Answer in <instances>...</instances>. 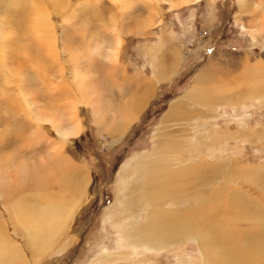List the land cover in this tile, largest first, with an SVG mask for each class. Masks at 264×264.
Returning a JSON list of instances; mask_svg holds the SVG:
<instances>
[{
    "label": "rangeland",
    "instance_id": "374dc122",
    "mask_svg": "<svg viewBox=\"0 0 264 264\" xmlns=\"http://www.w3.org/2000/svg\"><path fill=\"white\" fill-rule=\"evenodd\" d=\"M38 14L52 35L32 28ZM112 67L120 88L103 81ZM75 71L102 84L104 123H95L89 104L71 108ZM148 82L152 97L142 99ZM195 85L204 87L201 93H192ZM133 98L135 111L148 105L119 126L118 104ZM77 121V136L58 134ZM35 129L44 136L37 149L23 143ZM167 139L181 147L175 158L182 167L203 171L202 185L208 170L217 169L214 188L202 191L205 201L197 205L205 217L215 210L216 223H229L222 207L231 192L247 197V208L264 211V0H0V162L12 153L16 161L47 157L54 143H63L58 157L68 166L45 181L46 196L56 198L61 217L74 206L54 234L45 230L32 240L0 192V224L17 247L16 264H203L204 254L213 262L219 256L209 243L200 249L188 236L159 251L125 246L119 219L106 217L118 190L135 179L136 162L158 156L154 141ZM15 174L0 170V178ZM66 178L87 181L85 193H71ZM141 181L146 189L147 175ZM142 201L145 220L149 204ZM231 222L244 230L255 224ZM256 245V264H264V244Z\"/></svg>",
    "mask_w": 264,
    "mask_h": 264
},
{
    "label": "bare ground",
    "instance_id": "6f19581e",
    "mask_svg": "<svg viewBox=\"0 0 264 264\" xmlns=\"http://www.w3.org/2000/svg\"><path fill=\"white\" fill-rule=\"evenodd\" d=\"M179 1L186 4L189 1L190 5H192L193 3H198L200 0ZM244 9L247 10V8H244L243 4H240V10L244 11ZM36 19L32 28H36L40 34L51 33L52 35L46 16L38 14ZM114 70V67H112L111 71L108 70V73H105L107 78H103L104 83H106L105 81H112L114 79L115 75L112 72ZM121 86L123 85L113 80V87L120 88ZM101 87L102 84L90 83L86 76H82L77 71L74 72L73 91L75 96L74 98L73 96L70 97L71 108L76 110L75 105L78 102L89 104L91 114L95 123H98V125L100 122H105V113L102 111L103 108L100 105L101 93L99 92V88ZM145 88L146 90L143 89V98L150 96L149 91L151 92V88L153 87L151 85L149 86L147 83ZM203 88V86L195 85L192 93L199 94ZM133 104L134 102L130 99H126L123 102L121 101V103L118 104L120 111L119 126L126 125L127 122L133 120L142 109V107H140L141 109L135 111ZM74 113L72 114L73 117L75 116ZM169 115L170 113L166 117ZM166 117L165 119H167ZM17 125H15V128H17L18 132L25 128L24 125L23 127H17ZM78 129L80 130L77 121L73 124L71 129L63 131L57 130V132L60 136H67L70 134L77 135ZM42 136L43 135L35 129L25 137L23 143L37 149L40 147ZM15 137L17 138V135H15ZM154 142V146L157 147L155 154L158 156H149L148 158L142 159L140 162H136V165L134 164L133 177L135 176V179L131 184L128 182L123 184V190H118L119 196H117L114 206L112 208L109 207L110 209L107 210V218L113 219L116 217L119 219L118 222L120 221L118 224L122 229L120 234L122 243L131 248L144 246L145 250L159 251L168 248L177 237L186 238L188 236L198 241L200 249L204 248L205 243H209L211 250H214L218 254L219 257H216L212 262L203 252V264H231L230 259L233 258L238 260V257L240 258V260H238L240 264H252V262L256 264V254L258 252L254 251H259L260 248V245L258 246L256 244L258 242L264 244V241L262 242L264 234L261 232H259V234L257 232L264 227V211L262 208L256 205H253L255 208L254 210L247 208L246 203H243L247 197L240 196L239 193L231 192V194H227V202L222 207L225 209L224 216L227 215L225 218L228 217L229 223H227V221H224L223 224L216 223L217 221L214 218V216H216L215 210L211 212V215L205 217V215L197 209V205L205 201L202 191L207 192L214 188L213 183L217 174V169L210 168V171L208 170L209 174L205 177V184L202 185L199 183V179L204 178L203 171H190L188 168L182 167V165L176 161L175 155L181 148L179 145H175L168 139L164 142H160L159 140ZM62 144L58 143L56 145L54 143L51 149L53 152L52 154L50 153V155L48 154L47 157H38V159H31L29 161L25 159L16 161L14 160L15 153H12L2 158L3 160L0 162L1 175L5 176L6 172L10 170L16 171L15 176L11 179L8 177L0 178V192L3 197V203L5 205H7V203L8 205L10 204V208L16 212L14 214H16L17 222L22 224L23 228L26 227L31 229V234L29 235L32 240L37 239L45 230L50 234H54L56 230L59 229V226L62 227L74 209V206L71 204V207L69 206V214L61 217L56 206V198L53 195L46 196L45 181H47L52 174H56L60 166H68L66 160L59 161L58 154H60ZM56 156L58 157L56 160L59 165L55 162ZM143 175H147L148 186H146V189L144 188L145 184L144 187L142 186L143 180L140 182ZM210 178L213 180H210ZM75 179H77V177H75ZM66 180V188L71 193H77V195L80 194L81 196L82 192L85 191L87 187V181L82 185L73 178L72 180L71 178H66ZM196 180H198V182H196ZM18 190L20 193L17 192ZM196 190L198 191L195 193ZM193 192L195 194H192ZM143 199H146L147 204H149L148 211H145L147 212L145 220H142V217H140ZM238 201H240L242 205L239 204ZM73 203L76 205V202ZM35 204L40 206L39 210L36 208L37 206ZM236 211L240 214L246 211L247 214L240 215L237 214ZM252 213H254V215H252ZM139 217L142 225H139L138 232L135 234V221L137 222ZM236 220H240V222H255V224H251L248 229L244 230L242 223L236 224L235 227L231 226L235 225V223L231 221ZM245 226L247 227V225ZM7 237L8 236H6L0 224V264H16L18 254L14 251L15 247L11 248ZM238 237L240 238V242L235 243L234 241ZM17 261L19 262V260Z\"/></svg>",
    "mask_w": 264,
    "mask_h": 264
},
{
    "label": "crops",
    "instance_id": "0c3cea01",
    "mask_svg": "<svg viewBox=\"0 0 264 264\" xmlns=\"http://www.w3.org/2000/svg\"><path fill=\"white\" fill-rule=\"evenodd\" d=\"M152 49H148V51L150 52ZM149 56L151 57L152 55H151V53L149 54ZM150 57H148V58H150ZM155 64H157V62H153L152 63V67H153V65H155ZM156 67V66H155ZM155 69V68H154ZM124 80H126V79H123V81ZM137 80V79H136ZM127 81V80H126ZM125 81V82H126ZM148 84H149V86L151 85L153 88H151L152 90H154V85H153V82L151 83V82H148ZM146 86H147V84H146ZM153 92V91H152ZM121 94V93H120ZM150 95H151V92H150ZM141 97H142V95H141ZM148 97H150V96H148ZM147 97V98H148ZM151 97H152V95H151ZM142 99H146V97L145 98H143L142 97ZM132 101H134V98L132 99ZM134 106H135V109H136V106H137V103H135L134 102V104H133ZM146 105H148V103H146V104H144L143 106H141L142 107V109L141 108H139V109H141L140 110V112H138V114L135 116V118L138 116V115H140L141 113H142V111H143V109L146 107ZM120 120V119H119ZM79 125V124H78ZM73 125H71V127H72ZM71 127L69 128V129H71ZM79 127H80V125H79ZM71 131V130H70ZM80 133V130L78 129V132H77V135ZM77 135H74V137L75 136H77ZM66 158H64V160H65ZM67 160V159H66ZM88 183V182H87Z\"/></svg>",
    "mask_w": 264,
    "mask_h": 264
},
{
    "label": "trees",
    "instance_id": "16d2710c",
    "mask_svg": "<svg viewBox=\"0 0 264 264\" xmlns=\"http://www.w3.org/2000/svg\"><path fill=\"white\" fill-rule=\"evenodd\" d=\"M97 181H98V177L97 176H94V182L93 183H95ZM108 200H110V198Z\"/></svg>",
    "mask_w": 264,
    "mask_h": 264
}]
</instances>
